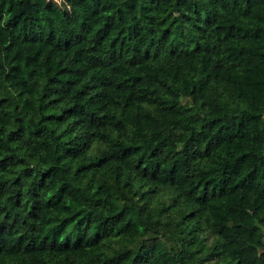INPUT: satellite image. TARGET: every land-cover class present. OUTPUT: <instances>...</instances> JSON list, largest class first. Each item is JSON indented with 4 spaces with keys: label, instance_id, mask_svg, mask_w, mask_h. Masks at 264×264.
Listing matches in <instances>:
<instances>
[{
    "label": "trees",
    "instance_id": "trees-1",
    "mask_svg": "<svg viewBox=\"0 0 264 264\" xmlns=\"http://www.w3.org/2000/svg\"><path fill=\"white\" fill-rule=\"evenodd\" d=\"M0 264H264V0H0Z\"/></svg>",
    "mask_w": 264,
    "mask_h": 264
},
{
    "label": "rangeland",
    "instance_id": "rangeland-1",
    "mask_svg": "<svg viewBox=\"0 0 264 264\" xmlns=\"http://www.w3.org/2000/svg\"><path fill=\"white\" fill-rule=\"evenodd\" d=\"M59 1H61V0H59Z\"/></svg>",
    "mask_w": 264,
    "mask_h": 264
}]
</instances>
